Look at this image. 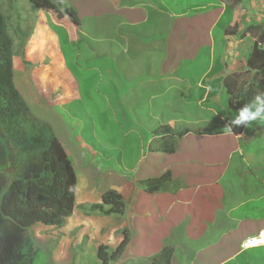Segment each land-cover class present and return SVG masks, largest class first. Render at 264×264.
I'll return each instance as SVG.
<instances>
[{
	"label": "crops",
	"instance_id": "obj_1",
	"mask_svg": "<svg viewBox=\"0 0 264 264\" xmlns=\"http://www.w3.org/2000/svg\"><path fill=\"white\" fill-rule=\"evenodd\" d=\"M193 1L90 0V5L97 3L100 9L112 10V18L116 20L114 36L108 46L101 48L107 54L110 50L114 63L106 72L113 73L114 67L118 73L125 72L121 71L119 56L121 51L128 55L131 97L128 106L121 102V95L119 101L130 113L128 127L120 129L124 135L138 138L132 147L139 157L130 169V177L119 176L123 181L114 180L107 190H98L95 180L99 173L80 166L86 165L84 155L97 157L94 148L78 137L74 138L79 142L77 149L67 147L51 124L69 156L77 153L74 158L78 163L73 158L72 161L75 169L80 170L79 174L76 172L78 184L73 214L61 228L44 226L50 240L42 246H53V263L78 264L81 260L76 257V250L84 252L82 247H91L98 256L99 247L104 245L112 254L126 237L125 251L108 264L138 261L152 264V258L167 246L174 250L172 264H264V246L242 247L244 240L264 232V151L259 154L252 151L264 136V123L252 122L249 127L242 126L236 131L234 125L231 131L225 128L235 118L226 115V111H231L233 92L229 84L236 81L239 89L247 90L253 89L256 81L255 72L248 67L251 49L246 48L243 37L248 22L243 19L241 23L236 10L227 20L226 4L219 0H209L207 4ZM18 2L14 0L11 6L17 29ZM185 7L190 10L186 12ZM34 8L38 12L36 21L32 22L37 25L33 32L38 33L43 23L45 32L49 31L57 43L59 54L57 51L56 56L62 58L58 63L64 66L63 71L51 89L63 88L64 97L54 100V105L65 106L80 99V84L66 68L59 35L50 26V11L35 3ZM209 8L217 10V17L210 26L202 28L209 37L208 63L204 67L185 66L183 63L191 62L201 53L197 31L205 18L199 14ZM51 12L52 17L57 16L54 10ZM66 18L57 24H66L73 40L72 33L78 34L77 24ZM221 23L219 45L223 42V47L217 52L214 33ZM75 39L80 37L77 35ZM68 85L73 87L71 94L67 93ZM224 90H227V101ZM170 94L171 100L166 97ZM181 106H194L201 113H180ZM154 107L158 109L156 112ZM170 148L172 152H168ZM168 172L170 177L161 190L149 192L143 186L142 181ZM110 189L123 195L127 205L125 214H87L81 209L82 205L101 203L103 194ZM133 220L136 224L147 223L148 230L143 234L137 227L134 230ZM140 241L144 249L134 253ZM148 247L153 250L147 251ZM98 260L101 264L99 257Z\"/></svg>",
	"mask_w": 264,
	"mask_h": 264
},
{
	"label": "rangeland",
	"instance_id": "obj_2",
	"mask_svg": "<svg viewBox=\"0 0 264 264\" xmlns=\"http://www.w3.org/2000/svg\"><path fill=\"white\" fill-rule=\"evenodd\" d=\"M204 1L198 0L199 4H205ZM71 5L73 8H71ZM99 7L100 5L97 3L90 5V0H63L56 8L55 13L57 16L52 17V12H50V26L61 38L62 48L60 51H62L61 53L65 58L70 72L76 80L80 81L82 93V97L81 95L79 97L80 99H75L65 106L53 105L54 100L58 99V94L54 93L51 89L53 82L42 79V77L40 79L38 76L47 69H60V64L54 59L53 49H49L46 53H40L34 47V39L39 40L41 37L40 32H45V28H40L38 33L33 32L37 25L35 26L36 22L34 24L32 22L36 21L38 12L34 8V1L19 0L16 4L18 29L15 28L16 23L8 19L6 9H4L3 14L9 20V22L7 20V24L9 27V35L13 40V52L19 58H16L19 62H17L14 72V84L16 88L27 102L31 112L37 118L55 126L57 135L65 141L67 147L77 149L79 142L76 143L74 138L78 137L84 143L86 142L89 147L94 148L97 157L92 156V158H89L84 155V163L86 165L80 164V166L87 171L100 173L95 180V188L98 190H107L114 180L123 181L119 176L130 177V169H132L135 161L139 157V153L135 149L133 150L132 147V143L136 140L138 141V138L132 136V134L128 136L124 135L122 131L128 127L127 120L130 113L129 109L121 104L123 102L128 106L129 97H131L128 87L130 81L129 75L132 76V73L131 70L129 74L127 73L128 64L126 63H128V55L121 51L119 56L120 62L122 63L121 71L125 70V72L118 73L116 67H114L115 71L113 73L106 72V69L112 68L114 63L110 50L107 54L101 48L108 46L111 41L110 39L114 36L116 20L112 18V10L100 9ZM235 7L237 8V17L242 20L241 23L243 19H246L248 22L243 36L247 41L246 48L250 51L254 42L257 39L260 40V36H262L264 43V0H243L242 5L240 3ZM65 9H69L79 21V25H76L78 29L77 33L80 36L79 40L75 39L72 41L68 37L66 24L61 26H64L67 32H64L63 27L57 24V21L63 23L62 19L68 20L65 12H61V10L64 11ZM9 12L11 11L9 10ZM199 16L205 18V21L201 23L197 31L200 33L201 53L193 57L191 62L183 63L185 66L196 65L204 67L208 63L206 51L209 37L202 28H206L213 23L217 17V10L209 8L206 11H201ZM27 21L31 22L29 24L24 23ZM222 27V23L217 25L214 33L217 40V52L223 47V42L219 45L221 39L219 34ZM28 34H30V39L27 40ZM71 37L77 38V35L73 32ZM29 46L33 47L29 49ZM137 76H140V74ZM170 81L168 79L166 82L169 83ZM62 89L58 90L59 93H61ZM126 91L127 94H125ZM144 92L137 91V93ZM120 95L123 98L121 102L119 101ZM166 97L171 100L173 95H166ZM224 97L225 101H227V90H224ZM108 103H110V106ZM181 107L180 113L191 115L201 113L194 106ZM157 110L154 107V111L156 112ZM238 111L231 108V111H226V115L230 114L232 117H235ZM138 113L141 112L139 111ZM135 144L136 146L134 145V147L136 148L138 143L136 142ZM113 146L114 149L111 152L107 151ZM102 147L106 148L102 152V156L104 157L100 156V149ZM252 151L256 154L263 153L264 136L260 137L259 143L253 146ZM142 155H144V152ZM76 156L77 153H71V159L73 158V161L77 164L78 162L74 158ZM108 158L112 161L108 162L109 160H106ZM119 161L121 163H118ZM76 172L77 174L80 173L78 167ZM126 210L123 214H125ZM121 221V219H118V222ZM136 222L134 220L132 222L133 229L136 230L137 227L141 234H143L148 224L141 222L136 224ZM33 230L37 241V245L35 246L37 254L34 264H55L52 262L54 260L53 246H42L44 242L46 244L50 240L49 234L45 231V227L37 226ZM130 237L132 239V232ZM143 244L140 241L134 247L133 252L136 253L137 249H144ZM82 249L84 252H80V249L76 250V257L81 260L78 264H100L96 250L91 247H82ZM152 250L149 247L147 248V251ZM72 264L77 263L73 262ZM134 264H141V261L135 262Z\"/></svg>",
	"mask_w": 264,
	"mask_h": 264
},
{
	"label": "trees",
	"instance_id": "obj_3",
	"mask_svg": "<svg viewBox=\"0 0 264 264\" xmlns=\"http://www.w3.org/2000/svg\"><path fill=\"white\" fill-rule=\"evenodd\" d=\"M33 1L37 6L55 12L62 0ZM208 1L204 2L207 4ZM242 1L226 0L227 20L234 15L235 6ZM188 10L190 8L185 7V11ZM68 15L77 21L70 11ZM7 20L0 1V264H34L37 241L33 227L44 225L61 228L65 225L75 210L78 180L73 161L53 133L51 124L31 112L14 84L15 54ZM64 32L67 31L64 29ZM259 39L254 42L248 58V67L256 77L253 89H239L236 81H229V86L233 88L230 97L232 109L239 110L256 94L264 92V46L262 36ZM233 128L236 131L242 126ZM157 132L163 133L160 130ZM113 149L114 146L107 151ZM100 150L102 156L106 148ZM172 150L170 148L168 152ZM169 177L168 172L159 178L144 180L143 186L149 192H157ZM126 207L123 195L110 189L103 194L102 203L82 205L81 209L87 214L121 215ZM127 245L125 237L112 254H109L108 246H100L98 257L101 264L117 259ZM173 255V248L167 246L151 262L172 264Z\"/></svg>",
	"mask_w": 264,
	"mask_h": 264
},
{
	"label": "clouds",
	"instance_id": "obj_4",
	"mask_svg": "<svg viewBox=\"0 0 264 264\" xmlns=\"http://www.w3.org/2000/svg\"><path fill=\"white\" fill-rule=\"evenodd\" d=\"M1 1V4H2V10L4 11V9H6V13H7V17H8V19L9 20H12V21H14L15 23H16V17L14 16V14H12L13 13V11H12V8H11V6H13V2H14V0H10V4H7V2H6V0H0ZM63 1V0H62ZM61 1V2H62ZM220 2H222V3H225L226 4V0H220ZM241 5H242V2H241ZM57 8V7H56ZM237 8L235 7V10H236ZM9 10L11 11V12H9ZM68 11H69V9H65L64 11H62L61 10V12H65V14H66V17H70L71 18V20L73 19L72 17H71V15H68ZM73 14V13H72ZM69 18V19H70ZM9 20H8V22H9ZM242 21V20H241ZM240 21V22H241ZM74 23H78L77 25H79V21H78V19H77V21L75 22V21H73ZM234 27H236V26H234ZM16 28V27H15ZM17 29V28H16ZM244 32H245V30H244ZM78 36H79V34H77ZM80 37V36H79ZM244 37V36H243ZM245 38V37H244ZM28 39H30V34H28L27 35V40ZM246 39V38H245ZM72 41H74V38H73V40ZM60 43V42H59ZM264 44V43H263ZM264 46V45H263ZM60 50H61V46H60ZM62 52V51H61ZM16 58H18V57H16V56H14V58H13V66H14V69H16V64H15V59ZM19 59V58H18ZM25 61V60H24ZM64 61H65V58H64ZM65 64H66V62H65ZM66 68H68V65L66 64ZM69 69V68H68ZM59 89H62V88H59ZM54 93H56V94H58L57 95V97H58V99H60V98H62L63 96H64V93H63V89L61 90V93H59V91L58 90H56V91H54ZM54 95V94H53ZM57 100V99H56ZM54 105V104H53ZM55 106V105H54ZM252 122H260V123H264V92H261V93H258V94H256L255 96H254V98L250 101V102H248V103H246V104H244V106L242 107V108H240L239 109V111H238V114L235 116V118L234 119H232L231 121H230V123H229V125L228 126H226L225 128H228L229 129V131H231V129H232V126L234 125V126H245V127H249L251 124H252ZM62 144V143H61ZM64 147V146H63ZM64 149H65V147H64ZM66 150V149H65ZM67 152V151H66ZM68 154V153H67ZM68 156H69V154H68ZM70 157V156H69ZM71 158V157H70ZM166 174V173H165ZM114 190V189H113ZM101 201H102V199H101ZM102 203V202H101ZM97 204H99V203H97ZM37 226V225H36ZM44 226V225H43ZM33 229H34V227H33ZM264 236V232H261L260 234H258L257 236H252V237H249V238H247V239H253V238H258V237H263ZM246 239V240H247ZM246 240H244V242L246 241ZM244 242L242 243V247L244 248V249H249V248H256V247H260V246H264V243L263 244H261V245H256V246H250V247H248V248H245L244 246H243V244H244ZM115 251V250H114Z\"/></svg>",
	"mask_w": 264,
	"mask_h": 264
},
{
	"label": "bare ground",
	"instance_id": "obj_5",
	"mask_svg": "<svg viewBox=\"0 0 264 264\" xmlns=\"http://www.w3.org/2000/svg\"><path fill=\"white\" fill-rule=\"evenodd\" d=\"M43 27H44V25L40 24V28H43ZM40 36L41 37L39 40L34 39V47L40 53H42V52L46 53L49 49H53L54 50V52H53L54 59L58 63L62 58H61V56H56V53L58 51V47H57V43H56L55 39H53V37H52L53 35H51V33L46 30V33L40 32ZM31 47H33V46H31ZM58 54H59V51H58ZM17 62H19V61L17 60ZM63 68H64V66L62 64H60V69H47V70L41 72L38 76H39V78L42 77V79H45V80H51L54 83V81L57 79L56 77L60 76V74L62 73ZM72 88H73L72 86L68 85L67 93L69 92L71 94V92L73 91Z\"/></svg>",
	"mask_w": 264,
	"mask_h": 264
},
{
	"label": "built area",
	"instance_id": "obj_6",
	"mask_svg": "<svg viewBox=\"0 0 264 264\" xmlns=\"http://www.w3.org/2000/svg\"><path fill=\"white\" fill-rule=\"evenodd\" d=\"M264 243V236L263 237H258V238H253V239H247L243 246L245 248H248L250 246H256V245H261Z\"/></svg>",
	"mask_w": 264,
	"mask_h": 264
}]
</instances>
